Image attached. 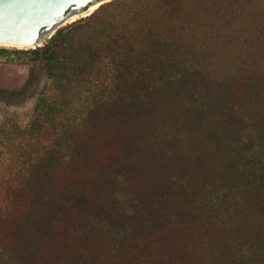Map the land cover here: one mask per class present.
I'll use <instances>...</instances> for the list:
<instances>
[{"label":"trees","instance_id":"trees-1","mask_svg":"<svg viewBox=\"0 0 264 264\" xmlns=\"http://www.w3.org/2000/svg\"><path fill=\"white\" fill-rule=\"evenodd\" d=\"M0 57L45 76L0 87L37 94L0 264H264V0H111Z\"/></svg>","mask_w":264,"mask_h":264},{"label":"water","instance_id":"water-1","mask_svg":"<svg viewBox=\"0 0 264 264\" xmlns=\"http://www.w3.org/2000/svg\"><path fill=\"white\" fill-rule=\"evenodd\" d=\"M111 0H0V46H41L76 15ZM75 21V20H72Z\"/></svg>","mask_w":264,"mask_h":264},{"label":"rangeland","instance_id":"rangeland-1","mask_svg":"<svg viewBox=\"0 0 264 264\" xmlns=\"http://www.w3.org/2000/svg\"><path fill=\"white\" fill-rule=\"evenodd\" d=\"M96 8L91 11L88 10V12H93ZM85 16H87V13L75 16L72 20H77ZM72 20L69 22H72ZM0 48L14 49L1 46ZM29 74L35 75L40 87L43 86L45 76L41 73L40 67L37 64L15 59L11 61L7 57H0V87L7 89L19 88L23 85ZM36 95L19 105L0 103V123L3 122L5 114H14L19 118L22 125L26 124L31 116ZM5 142V138H3V134L0 132V206L5 204L2 202L4 201L6 191L10 187L15 186V178L18 176L19 171H24L25 169V164L17 156H14L13 149L7 147Z\"/></svg>","mask_w":264,"mask_h":264},{"label":"bare ground","instance_id":"bare-ground-1","mask_svg":"<svg viewBox=\"0 0 264 264\" xmlns=\"http://www.w3.org/2000/svg\"><path fill=\"white\" fill-rule=\"evenodd\" d=\"M96 7H98V4L91 6V7L89 8V11L93 10V9L96 8ZM76 16H78V15H76ZM74 17H75V16H74Z\"/></svg>","mask_w":264,"mask_h":264}]
</instances>
